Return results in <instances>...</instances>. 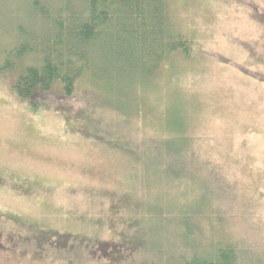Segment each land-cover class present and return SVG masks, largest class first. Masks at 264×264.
Wrapping results in <instances>:
<instances>
[{
	"label": "rangeland",
	"instance_id": "1",
	"mask_svg": "<svg viewBox=\"0 0 264 264\" xmlns=\"http://www.w3.org/2000/svg\"><path fill=\"white\" fill-rule=\"evenodd\" d=\"M35 1L0 0V68ZM168 3L189 54L113 95L34 108L0 71V264H264V0Z\"/></svg>",
	"mask_w": 264,
	"mask_h": 264
},
{
	"label": "trees",
	"instance_id": "2",
	"mask_svg": "<svg viewBox=\"0 0 264 264\" xmlns=\"http://www.w3.org/2000/svg\"><path fill=\"white\" fill-rule=\"evenodd\" d=\"M53 1L54 7L34 2L38 26L17 30L0 68L16 76V96L34 108L43 104L65 113L64 105L48 100L56 88L62 102L73 99L79 86L99 97L113 95L122 84L146 80L176 53L191 50V41L174 26L168 0ZM237 261L236 248L222 243L211 252L193 251L182 264Z\"/></svg>",
	"mask_w": 264,
	"mask_h": 264
}]
</instances>
